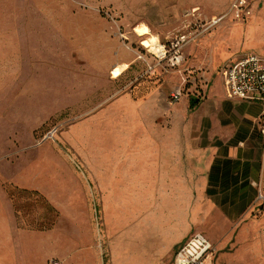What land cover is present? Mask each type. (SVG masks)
<instances>
[{
  "label": "rangeland",
  "instance_id": "1",
  "mask_svg": "<svg viewBox=\"0 0 264 264\" xmlns=\"http://www.w3.org/2000/svg\"><path fill=\"white\" fill-rule=\"evenodd\" d=\"M39 1L0 0V234L21 259L24 249L26 264H133L123 238L157 217L151 160L142 158L154 132L141 122L135 84L131 91L106 66L133 41L150 56L147 36L136 35L166 41L201 31L231 0ZM215 29L185 48L194 74L170 69L160 87L199 93L245 52L227 58L235 43L264 47V27L252 36L245 27L242 39L223 29L213 37ZM222 227L228 237L211 240L213 264H264V213L209 228L219 236ZM157 230L149 235L163 245L159 264H173L172 239Z\"/></svg>",
  "mask_w": 264,
  "mask_h": 264
},
{
  "label": "crops",
  "instance_id": "2",
  "mask_svg": "<svg viewBox=\"0 0 264 264\" xmlns=\"http://www.w3.org/2000/svg\"><path fill=\"white\" fill-rule=\"evenodd\" d=\"M232 2L219 16L229 12ZM262 4V0H250L249 11L242 21L229 13L209 29L216 28L212 36L216 37L220 29L227 33L226 38L242 39L245 32L252 36L264 27V12H259ZM227 18L236 24L223 25ZM136 36L142 39L147 35ZM135 45L133 41L130 46H121L106 69L114 67L111 76L124 80L131 91L135 84L141 95L138 109L141 122L153 129V135L143 138L142 142L151 147L150 153H144L142 158L151 160L152 180L158 193L157 217L145 221L137 232L125 235L123 240L124 249L128 251L131 246L133 256L137 255L133 257V264L148 263L146 256L152 257V264H159L164 259L163 245L152 244L149 235L155 227L159 240L172 239L171 244L177 250L176 247L195 232H206L203 234L210 240L228 237L224 227L222 235H214L209 228L211 225L236 224L253 214L264 213V200H258L259 192L264 194V134L259 123L264 104L231 96L222 75L211 85L202 87L199 93L194 87L190 88L179 102L169 106L167 98L172 90L160 87L159 81L169 76L170 69L180 76H184V68L189 69L191 75L195 71L187 68L186 59L182 67L166 69L168 67L159 65L151 53L149 56ZM258 48L262 53L256 51ZM240 49H245L243 54L264 55L262 45L242 44L240 40L227 58L238 55L236 52ZM168 231H172L170 235ZM9 240V236L0 234V264H26L24 249L21 259L18 247L11 250Z\"/></svg>",
  "mask_w": 264,
  "mask_h": 264
},
{
  "label": "built area",
  "instance_id": "3",
  "mask_svg": "<svg viewBox=\"0 0 264 264\" xmlns=\"http://www.w3.org/2000/svg\"><path fill=\"white\" fill-rule=\"evenodd\" d=\"M250 0H233L229 12L223 16L213 17L200 30L183 29L166 41L156 40L148 48L159 65L170 68L182 67L185 63V48L195 41L203 31L217 25L229 13L238 21L244 20L249 11ZM189 69L184 68V72ZM225 84L231 96L249 101H260L264 104V55L254 52L246 53L234 62L226 65L224 70ZM189 78V76H187ZM184 89L175 87L168 95L167 101L173 105L181 100ZM261 132L264 134V111L259 119ZM56 130L49 131L53 136ZM258 200H264V194L259 192ZM215 246L203 233L195 232L176 250L173 264H213Z\"/></svg>",
  "mask_w": 264,
  "mask_h": 264
},
{
  "label": "bare ground",
  "instance_id": "4",
  "mask_svg": "<svg viewBox=\"0 0 264 264\" xmlns=\"http://www.w3.org/2000/svg\"><path fill=\"white\" fill-rule=\"evenodd\" d=\"M152 33V32H151ZM147 34V39H143L142 40V45L143 46H145V47H149L153 42H155V40H156V38H155V35H153V34ZM146 36V35H145ZM144 42H146V43H144ZM146 264H149V262L148 263H146ZM151 264V263H150Z\"/></svg>",
  "mask_w": 264,
  "mask_h": 264
},
{
  "label": "trees",
  "instance_id": "5",
  "mask_svg": "<svg viewBox=\"0 0 264 264\" xmlns=\"http://www.w3.org/2000/svg\"><path fill=\"white\" fill-rule=\"evenodd\" d=\"M191 103H192V102H191ZM193 104H194V101H193ZM46 204H47V209H48V211H49V212H53V211H54L53 208H52L48 203H46ZM51 225H53V222L49 223L48 228L51 227Z\"/></svg>",
  "mask_w": 264,
  "mask_h": 264
}]
</instances>
